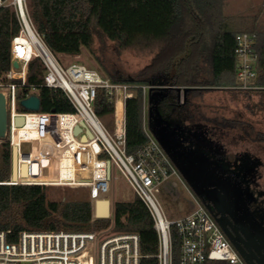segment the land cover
<instances>
[{"label":"trees","instance_id":"trees-1","mask_svg":"<svg viewBox=\"0 0 264 264\" xmlns=\"http://www.w3.org/2000/svg\"><path fill=\"white\" fill-rule=\"evenodd\" d=\"M28 5L37 31L56 55L79 56L82 47L90 49L96 37L114 41L119 52L134 46H155L151 62L135 76L104 69L115 82L190 87L184 102L174 89H168L172 93L160 102L163 116L179 123L210 120L197 101L209 89L238 94L241 89L231 87L237 83L236 36L255 33L256 83L260 87L242 92L249 98L248 108L264 111V19L259 15L230 17L226 14L227 0H28ZM18 31L16 13L10 7L1 8L0 70L10 69V37ZM42 70L38 58L30 62L28 80L39 87L40 111H73L61 91L40 86ZM254 94L258 100L253 103ZM94 108L112 127L115 106L109 103L105 91L97 93ZM143 109L144 97L139 89L137 96L125 103L128 153H135L148 141ZM228 122L224 117L214 119L221 132ZM232 122L240 124L241 120ZM1 148L0 231H89L114 223L116 231L140 235L141 264H159L158 234L150 211L138 195L117 201L114 219L93 222V205L87 196L52 199L46 185L1 183L10 181L11 176L8 138L1 140ZM172 243L173 264H179L180 242L175 227Z\"/></svg>","mask_w":264,"mask_h":264},{"label":"built area","instance_id":"built-area-1","mask_svg":"<svg viewBox=\"0 0 264 264\" xmlns=\"http://www.w3.org/2000/svg\"><path fill=\"white\" fill-rule=\"evenodd\" d=\"M10 7L17 16L18 33L10 37L11 66L0 70V92L7 98L9 142L15 145L14 134L22 126L17 117L39 118L38 139L18 141V181L4 184H40L46 186H88L90 201L108 198L111 191L112 165L115 164L136 195L147 206L158 234L159 264H173L172 227L180 242L179 264H248L228 239L216 218L195 196L192 212L179 219H166L156 198L159 187L178 169L148 126L149 91L175 87L159 84L115 82L96 69L78 62L65 63L54 54L37 31L31 17L28 0H0V9ZM257 35L243 32L236 36V79L233 88L257 89ZM38 58L42 64L40 86L61 91L73 106L70 112L20 111L19 104L32 95L39 96V87L30 83L29 64ZM18 62V67L14 62ZM144 97V130L147 143L135 153L127 151L125 103L137 96ZM19 90L23 92L20 93ZM99 91H105L109 103L114 104L113 126L106 125L95 111ZM122 115L118 117V103ZM25 125V124H24ZM76 127L80 131L76 134ZM85 138V140H84ZM30 143L31 150L22 152V143ZM65 162V163H64ZM110 163V176L108 171ZM22 164L28 166V176H21ZM36 165V169L35 166ZM57 166L54 180H31L33 174ZM65 170V173L63 172ZM51 176V175H49ZM115 203L110 199L114 219ZM140 235L120 232L114 223L89 231H0V264H141Z\"/></svg>","mask_w":264,"mask_h":264},{"label":"rangeland","instance_id":"rangeland-1","mask_svg":"<svg viewBox=\"0 0 264 264\" xmlns=\"http://www.w3.org/2000/svg\"><path fill=\"white\" fill-rule=\"evenodd\" d=\"M226 14L230 17H237L240 15L253 17L259 15L262 17L261 19H264V0H227ZM156 51L157 49L155 46L149 48L145 46H134L119 52L114 41L109 39L102 40L96 37L94 39L93 46L90 49L82 47V51L79 56H70L65 54H58L57 56L65 63L78 62L89 68L96 69L106 76H108V74L106 73L104 67L108 68L110 71L123 73L125 76H135L141 69L151 62ZM180 88L181 91L178 92V99L180 102H184L186 97V92H184L185 87ZM19 91L20 93L23 92L22 90ZM257 100L258 97L254 94L251 101L254 103ZM197 101L204 106L203 111L210 120L224 117V119L229 121V124L231 125L233 124V119L239 118L243 123H249L254 125L255 128L264 130V111L260 109L248 108L247 104L249 103V98H246L245 93L242 92V90H239L238 94H234L223 91V89H209L204 92L202 98H198ZM19 110L26 111L20 104ZM207 122L205 121V123ZM180 125L182 134L186 133V135L190 137V134L192 133L190 127L183 123H180ZM235 130L236 131L233 130V133L239 135V129L235 128ZM162 131L159 133L160 139L165 141L167 150L172 153L174 147L171 143L173 141V137L176 135L174 134L175 130L171 131L169 129H164ZM153 136L157 139L154 134ZM193 137L188 139H192ZM15 145L17 146V143H15ZM255 147L251 143L246 144L238 142L231 148V151L251 149L253 153L261 155ZM21 150L22 152H29L31 150V144L26 142L22 143ZM1 151L2 148L0 141V164ZM55 167L57 166L53 165L52 172ZM176 168L178 169L179 174L172 175L159 187V190L155 194L165 218L169 220L179 219L188 215L196 206L194 198L196 195L181 174L179 168ZM63 172L65 173V170H63ZM262 172L264 184V167L262 168ZM112 176L111 191L108 194V197L114 203L117 201L131 200L136 194L115 164L112 165ZM32 177L41 178L40 181L54 180V176H52L51 171L47 168L43 169L41 175L37 173L33 174ZM47 187L49 188V196L52 199L67 200L70 197L75 198L78 196H87L88 199H90L91 190L88 186L77 185Z\"/></svg>","mask_w":264,"mask_h":264},{"label":"flooded vegetation","instance_id":"flooded-vegetation-1","mask_svg":"<svg viewBox=\"0 0 264 264\" xmlns=\"http://www.w3.org/2000/svg\"><path fill=\"white\" fill-rule=\"evenodd\" d=\"M170 93L166 91V94ZM167 97L169 95L162 101ZM196 120L183 121L192 130L190 137H194L188 139L190 137L181 132V138L186 145L204 151L222 169L227 188V191L221 189L223 202L215 199L217 203L214 206L206 197L205 203L213 209V213H210L214 217L222 219L226 228V232L223 231L230 241L229 237L234 240L239 253L241 251L252 264H264V130L249 123L232 122L230 125L228 122L221 132L213 119L207 123ZM235 125H240L239 135L233 133V130L236 131ZM238 142L253 144L261 155L253 153L251 149L231 151ZM198 199L202 202V199Z\"/></svg>","mask_w":264,"mask_h":264},{"label":"water","instance_id":"water-1","mask_svg":"<svg viewBox=\"0 0 264 264\" xmlns=\"http://www.w3.org/2000/svg\"><path fill=\"white\" fill-rule=\"evenodd\" d=\"M14 66L18 67V62H14ZM168 89H174L177 92L181 91L180 87H168L161 90H150L148 96V126L151 132L157 137L161 146L165 149L169 157L172 159L176 167L179 168L181 174L190 185L194 194L202 199V202L213 213V209L210 205H207L205 198L213 203L217 201L223 202L224 198L221 195V189L227 191L224 185V172L217 164L209 158V156L198 147L188 146L181 138V125L180 123L170 120L164 117L160 111V102L167 96L166 91ZM190 87H185L184 92H187ZM41 105L40 97L32 95L29 98L21 101V106L28 111H39ZM25 124L24 117L16 118V125L23 126ZM171 130L176 134L173 137L171 145H173V152L170 153L166 146L165 141L160 139L159 133L162 130ZM80 131L79 127H76L75 133ZM163 134V131H162ZM9 137L8 126V110H7V98L4 93L0 92V141ZM85 140V138H84ZM108 171L110 176V163H108ZM36 169V165L34 166ZM21 176L26 178L28 176V166L22 164L20 168ZM10 179L14 182L18 181V147L13 145L11 147V176ZM216 199V200H215ZM215 206V205H214ZM94 215L97 219H108L111 215L110 212V199L100 198L95 201ZM216 217V216H215ZM222 229L226 232L225 224L220 217H216ZM232 243L239 250L234 240L229 237ZM241 253V251H240ZM242 254V253H241ZM248 264H252L242 254Z\"/></svg>","mask_w":264,"mask_h":264},{"label":"bare ground","instance_id":"bare-ground-1","mask_svg":"<svg viewBox=\"0 0 264 264\" xmlns=\"http://www.w3.org/2000/svg\"><path fill=\"white\" fill-rule=\"evenodd\" d=\"M122 111H123V109H122V103L119 102L118 103V109H117L118 117L119 118H121ZM39 123H40V120H39L38 117H36V116H30L29 119H28V122L25 123V125H23L22 127H20L18 130H15V134H14L15 143H18V141L20 139H22V138H28V139H33V140L38 139L39 130L37 129V127H38V124ZM56 172H57V167H55V169L53 170L52 176L55 177ZM31 180L40 181L41 178H38V177L35 178V177H32L31 176Z\"/></svg>","mask_w":264,"mask_h":264}]
</instances>
